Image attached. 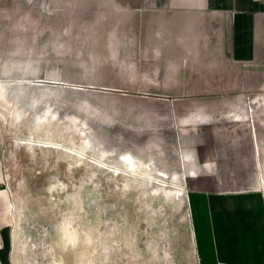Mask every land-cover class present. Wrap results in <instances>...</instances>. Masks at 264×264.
<instances>
[{"label": "rangeland", "instance_id": "obj_1", "mask_svg": "<svg viewBox=\"0 0 264 264\" xmlns=\"http://www.w3.org/2000/svg\"><path fill=\"white\" fill-rule=\"evenodd\" d=\"M93 1L0 0L14 264H194L174 136L197 97L147 95L140 49Z\"/></svg>", "mask_w": 264, "mask_h": 264}, {"label": "crops", "instance_id": "obj_2", "mask_svg": "<svg viewBox=\"0 0 264 264\" xmlns=\"http://www.w3.org/2000/svg\"><path fill=\"white\" fill-rule=\"evenodd\" d=\"M92 4L113 15L112 31L124 33L120 47L140 49L145 84L155 90L147 95L197 97L174 136L194 264H264V0ZM216 100L224 110L211 119L206 107ZM12 219L0 146L2 264H14Z\"/></svg>", "mask_w": 264, "mask_h": 264}, {"label": "built area", "instance_id": "obj_3", "mask_svg": "<svg viewBox=\"0 0 264 264\" xmlns=\"http://www.w3.org/2000/svg\"><path fill=\"white\" fill-rule=\"evenodd\" d=\"M0 264H2L1 261H0Z\"/></svg>", "mask_w": 264, "mask_h": 264}]
</instances>
